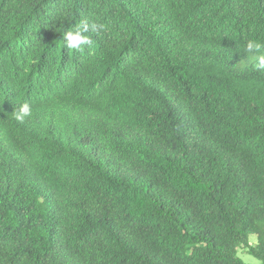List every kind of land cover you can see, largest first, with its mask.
Masks as SVG:
<instances>
[{
  "label": "trees",
  "instance_id": "trees-1",
  "mask_svg": "<svg viewBox=\"0 0 264 264\" xmlns=\"http://www.w3.org/2000/svg\"><path fill=\"white\" fill-rule=\"evenodd\" d=\"M249 40L264 0H0V264H264Z\"/></svg>",
  "mask_w": 264,
  "mask_h": 264
},
{
  "label": "clouds",
  "instance_id": "clouds-1",
  "mask_svg": "<svg viewBox=\"0 0 264 264\" xmlns=\"http://www.w3.org/2000/svg\"><path fill=\"white\" fill-rule=\"evenodd\" d=\"M88 31V25L84 24L78 27L74 32L66 33L64 37L66 40V46L69 49H77L82 52V46H90L92 44L91 38L85 35ZM244 50L247 54L255 55L256 63L253 66V70L264 72V43H260L256 40H249L245 45ZM32 112V106L25 102L22 103L18 109L15 108L11 115L18 123H24L26 118L32 116Z\"/></svg>",
  "mask_w": 264,
  "mask_h": 264
},
{
  "label": "rangeland",
  "instance_id": "rangeland-1",
  "mask_svg": "<svg viewBox=\"0 0 264 264\" xmlns=\"http://www.w3.org/2000/svg\"><path fill=\"white\" fill-rule=\"evenodd\" d=\"M251 245H255L256 244V240L255 238L251 239L250 242ZM239 257L246 263V264H260V262L254 258L253 256L248 254V250L241 248L239 250Z\"/></svg>",
  "mask_w": 264,
  "mask_h": 264
}]
</instances>
